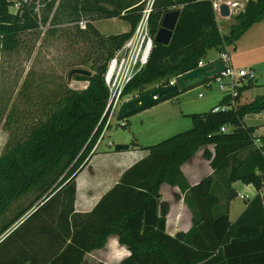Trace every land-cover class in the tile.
I'll return each instance as SVG.
<instances>
[{
    "label": "trees",
    "instance_id": "trees-1",
    "mask_svg": "<svg viewBox=\"0 0 264 264\" xmlns=\"http://www.w3.org/2000/svg\"><path fill=\"white\" fill-rule=\"evenodd\" d=\"M38 1L0 0L1 47L16 49L22 34L45 28L47 17L40 16ZM41 1L48 7L52 4L51 0ZM113 2L116 8L101 6L98 12L105 18H123L129 29L102 35L92 24L98 18H91L84 28L74 25L60 29L71 43L83 41L96 48L90 55L71 60L65 75L29 69L4 118L7 139L0 152V221L25 196L33 194L27 206L16 210L13 222L36 205L6 238L48 210L36 232L46 251H37L44 246L35 245L30 251L24 246L28 243H23L22 251H13L0 264H82L84 255L104 247L111 235L129 254L116 262L98 264H264V196L260 193L264 145L255 144L257 139L264 143V135H257V127L244 121L248 114L264 112V93L248 103L236 104L248 85L238 86L235 95L223 94L219 105L227 104L228 109L213 111L212 107L190 113L189 129L140 147L142 157L122 171L89 211H75L76 177L94 153L108 117L104 114L108 89L103 73L145 8V0H131L125 6L123 0ZM14 5L15 11H11ZM173 9L180 13L169 43L153 42L146 65L122 96L130 95L131 99L167 84L169 79L197 67L209 50L226 53V47L235 48L240 36L264 19V0H246L228 32L221 34L212 0H152L148 26L153 38L164 13ZM56 31L46 27L42 40ZM85 64H89L92 75L74 74L73 79L87 83L81 89L71 88L68 72ZM231 100L236 105L232 106ZM223 126L227 131H221ZM210 144L213 154L205 150L204 156L213 174L191 185L181 165ZM235 181L251 184L256 193L230 221L228 205L238 195L231 186ZM218 182L225 192L223 197L215 192ZM163 183L178 187L191 211L192 226L186 232L171 235L166 231L169 206L161 199ZM11 224L3 225L0 234Z\"/></svg>",
    "mask_w": 264,
    "mask_h": 264
},
{
    "label": "rangeland",
    "instance_id": "rangeland-1",
    "mask_svg": "<svg viewBox=\"0 0 264 264\" xmlns=\"http://www.w3.org/2000/svg\"><path fill=\"white\" fill-rule=\"evenodd\" d=\"M51 1L52 4L50 7L43 4L41 0L37 3L40 16L47 17L46 23L42 26L45 28H40L33 34H22L20 36L19 46L16 49H5L0 46V152L7 139V132L3 129L4 118L20 88L26 72L29 69H34L35 71L52 70L57 74L65 75L67 66L71 60L77 55L79 57L90 55L92 50L96 48L95 46L94 48L91 47L87 42L83 41H77L76 44L73 42L71 43V40L64 36L63 32L59 31L60 29L78 25L77 23L80 20L88 23L91 18H98L93 20L92 24L105 36L122 33L129 29L128 22L119 16L105 18L103 13L90 15L80 11H73L75 0H59L58 3L57 0ZM149 1L150 0H145V6ZM105 2V0H86L85 5H95L97 3L104 5ZM54 6L57 8L60 7L61 10L56 8L51 15ZM15 9V5L10 8L11 11H15ZM236 14L238 13L229 16V20L217 14L221 33L228 32L229 23L235 22ZM46 27H55L58 31L53 35L46 34L45 39L42 40L45 35ZM259 27L262 26H254L252 30L246 32L239 38L235 42V49L232 48V46H228L225 49L226 54L232 60V68H252L255 74V78L252 80L246 77L239 79V85H237L236 88L238 86L248 85L249 87L247 90L251 89L246 92L243 90L245 93L242 91L243 96L240 97L241 100H238L240 103L249 100L252 94L256 95L262 93L264 90V37L255 38L254 34L256 31L255 29L258 31L261 30L259 31V35L261 32L264 33V27H262V29ZM217 54H219L218 50H209L204 60L209 61ZM226 64L230 65L229 60H226ZM81 67L90 70L89 64L82 65ZM225 80H228V78ZM67 82L73 89H81L85 87L87 83L83 80L73 79V75L71 80H67ZM156 84L157 83H154L153 85ZM198 93H201L202 97H199ZM234 93H236V90ZM223 94L224 92L219 89L217 82L211 79L209 86L200 83L189 88L188 93L184 96L185 99H188L186 104L182 102V104L179 105L178 103L177 105L180 106L183 114L204 112L214 105H219V100ZM129 98L130 95H125L122 97V100L124 101ZM179 101H182V98H180ZM230 103L232 106L237 104H235L233 100H231ZM142 111H144V109L124 119H118L117 110L116 113L110 117L108 121L110 126L106 128V130L104 128L98 139L99 142L100 139L103 138L97 151L92 154L88 164L76 177V188H78L74 201V209L76 212H87L93 205L92 203L94 200L91 198L89 201V197H87L90 196L88 195V186L95 193V199V195H97L96 192H98L100 188H104L111 184V180L116 176L117 172L122 170V168L136 156V153H132L129 150H115L114 146L119 144L117 143L118 141L123 142L122 144H128L131 140H133L132 142L136 140L139 143L138 147L148 146L179 131L187 130L192 126L191 119L188 115H183L177 121L171 120L169 124H160L146 112L142 114ZM250 121H252L251 118L245 120L246 123ZM214 186L216 188V190L214 189L215 192L223 197L225 192L219 182ZM233 186L237 189L238 195L230 201L231 218H234L235 214L244 206L245 200L251 198L256 193V190L251 184H244L237 181ZM180 194L181 193H179L176 188L164 187L162 190V200L166 201L168 206L174 204L177 200L181 203L183 196ZM32 198L33 194L25 196L24 199L16 203L6 212L5 218L0 221V229L5 224H10L11 222L12 224L0 234V239L11 231L15 225L20 224L21 221L35 209L36 205L31 207L25 214L13 222L16 210L20 207L27 206ZM45 212L36 215L32 220L26 222L22 227L6 238L10 234L9 233L4 237L6 238L5 241L3 240L4 238L0 241V260H6L9 255L13 254V251H22L23 243H28L24 246L25 248H29L30 251H33L31 248L33 245L38 248L44 246L45 242L42 241L40 235L36 232L43 225L42 218ZM167 216L170 221L171 214L169 213V209ZM34 242H38V244ZM123 257V251H90L85 254L82 264L116 262Z\"/></svg>",
    "mask_w": 264,
    "mask_h": 264
},
{
    "label": "crops",
    "instance_id": "crops-1",
    "mask_svg": "<svg viewBox=\"0 0 264 264\" xmlns=\"http://www.w3.org/2000/svg\"><path fill=\"white\" fill-rule=\"evenodd\" d=\"M58 1L59 0H57V3H58ZM113 1L114 0H107L104 5H100L99 3H97L95 5H85L86 0H75L74 1V5H73V11L75 10V11L83 12L85 14L97 15V14H99L98 11H100V7L101 6L102 7H105L106 9H109V10H113L114 8H116V5L117 4L115 2H113ZM123 1L126 2L125 4H123L125 6V5L129 4L131 0H123ZM56 8H57L56 6L53 7L52 12H51V15H52L53 11ZM57 9L58 10H61L60 7H58ZM217 14H219V12H216L215 11L216 21H217V24H218ZM220 16H222V15H220ZM229 16H231V15H229ZM229 16H222V17H224L227 20H229ZM231 24L232 23H229V26ZM256 25L264 27V19L262 21H260V22L254 23L249 29H247L240 36V38L246 32L252 30V28L254 26H256ZM218 27H219V25H218ZM262 27H259V28L262 29ZM219 30H220V28H219ZM255 30H256L255 33H254L255 34V38H257V37H260L261 38L262 36L264 37V33H262V32L259 35V31H261V30H259V31L257 29H255ZM220 33H221V31H220ZM221 34H226V33H221ZM218 56H219V54H217L213 59H211L209 61H212L214 59H217ZM228 60L230 62V66H231L232 65V60L230 58H228ZM203 62L204 63H207L208 61H205L203 59ZM249 68H251V67H249ZM188 90L189 89H187V90H185L183 92H179V94H177L176 96H174V97H172L170 99H166L164 101L158 102V103L150 106L149 108L144 109V111H142L141 113L144 114L146 112L149 116H152L153 119L157 121V123H160V124H169V121H171V120L177 121L183 115L184 116H187L188 114H190V113L183 114L182 110L180 109V106L177 105L178 103H179V105L182 104V102L184 104H186V102H187L188 99H185L184 96L188 93ZM250 90H247L246 89L244 91L246 92V91H250ZM244 91H243V93H245ZM263 93H264V90H263L262 93H259V94H256V95H253L252 94V96H251V98L249 100H246V102H241V103L238 102L237 104L248 103V102L252 101L257 95H261ZM200 94L201 93H198V96L199 97H202V95H200ZM242 96H243V94L241 93L240 97H242ZM222 97H223V95H222ZM180 98H182V101H179ZM214 106H216V105H214ZM214 106H212V107H214ZM249 115H251V114H248V116H246L244 118V121L251 118V117H249ZM251 119H252V121H250L251 123L248 122L247 124L255 125L257 127L256 128V134L257 135H264V131H263V129H264V118L263 117H260V118H251ZM103 136H104V134H103ZM102 139L103 138H101L100 141L97 142L96 146L93 149V152H96L97 151L98 146L101 143ZM132 141L133 140H131L128 143L129 147L127 149H125V150H129L132 153H136V156L129 163H127L122 168V170H120L119 172H117L116 176H114V178L111 180V184H109L108 186H105V187L103 186L104 188H100L98 190V192H96L97 195H95L96 196L95 199H94V194L95 193L88 186V195H90V196H87V197H89L88 198L89 201H90L91 198H92V200H94L93 203H92L93 205L95 204V202L100 198V196L104 192H106L110 187H112L116 183V181L118 180L120 174L122 173V171L124 169L128 168L131 164H133L135 161H137L138 159H140L142 157L143 150H141L140 147H138V144L139 143L135 140L136 143L134 142L135 145H133V144H131ZM117 143H123V142L118 141ZM205 150H207L211 154H213V145L210 144V145H206V146H203V147L199 148L197 150V152L190 159H188L187 161H185L181 165V170H182L184 176L186 177L187 181L191 185L197 183L204 176L213 174V170L210 167L209 160L206 159L205 156H204V151ZM122 151H124V150H122ZM122 151H120V152H122ZM91 157H90V159H91ZM235 182H237V181H235ZM235 182H233L231 184L232 187H234L233 184ZM164 187H166V188H169V187L176 188V190H178V192L180 193L178 187H176V186H170V185H168L166 183H163L161 185V187H160L161 199H162V190H163ZM77 191H78V188H77ZM236 191H237V189H236ZM180 204H183V205H180ZM244 207H245V202H244V206L235 214L234 218H231V216H230V202H229L228 211H229V219H230V221H234L237 218V216L241 213V211L244 209ZM169 213L171 214L170 221L168 219V216L166 215V231L169 234L174 235L177 232H186V231H188L191 228V226H192L191 211L189 210V208L187 207L186 203L184 202L183 197H182V202L181 203L179 202V200H177L174 204H172V205L169 206ZM26 217L21 222H23L26 219ZM19 225L20 224L15 225L13 227V230L15 228H17ZM41 249L40 250H37V251H46L45 246L42 247ZM92 251H123L124 257H126L129 254V250L125 246L120 245L118 243V241H117L116 236H113V235H111V236H109L107 238V242H106V244H105L104 247L99 248V249H94Z\"/></svg>",
    "mask_w": 264,
    "mask_h": 264
},
{
    "label": "built area",
    "instance_id": "built-area-1",
    "mask_svg": "<svg viewBox=\"0 0 264 264\" xmlns=\"http://www.w3.org/2000/svg\"><path fill=\"white\" fill-rule=\"evenodd\" d=\"M214 10L219 12V6L225 3L229 9V15L240 12L246 0H212ZM152 0H150L143 9L141 16L136 23L133 32L127 38V40L116 49L107 62L106 69L103 73V80L108 89V100L105 107L104 114L107 113V121L105 128L108 124L110 117L116 113L119 106L122 103V95L125 87L133 79V77L146 65L149 54L153 47L154 38L149 31L148 26V14L151 10ZM78 25L81 28L85 27L83 20L78 21ZM217 58H221L225 64L222 71L214 75L213 81L217 82L220 90L224 94L235 95L236 86L239 85V79L244 77L252 80L255 78L254 71L252 69H234L232 66L226 64L228 55L221 53ZM215 60V59H214ZM205 64L203 61L198 62V66ZM228 78V80H225ZM175 78L169 79L167 84L161 86H167L172 84ZM210 85V81L206 86ZM201 95V94H200ZM227 104L216 105L213 107V111L228 109ZM251 118H264V112L253 113L249 115ZM221 131H227V127H221ZM257 147L264 145L260 140H256ZM264 173V170H263ZM261 195L264 196V183L260 189Z\"/></svg>",
    "mask_w": 264,
    "mask_h": 264
},
{
    "label": "water",
    "instance_id": "water-1",
    "mask_svg": "<svg viewBox=\"0 0 264 264\" xmlns=\"http://www.w3.org/2000/svg\"><path fill=\"white\" fill-rule=\"evenodd\" d=\"M179 13V9H173L164 13L161 18L159 29L154 36V42H158L164 45H167L169 43ZM219 14L222 16H229V9L225 3H222L219 6ZM224 67L225 64L223 60L221 58H217L203 64L202 66L195 67L194 69L189 70L182 75H179L170 85L156 86L131 99L124 100L119 106L117 117L118 119H124L127 116L148 108L158 102L170 99L171 97L176 96L180 91L189 89L194 85L200 84L212 78L214 75L222 71ZM74 74H80L89 77L92 75V72L82 67L72 68L67 74V80L70 81L72 75ZM128 147V144L119 143L114 146V149L125 150ZM11 231L6 233V235H4L0 239V241Z\"/></svg>",
    "mask_w": 264,
    "mask_h": 264
}]
</instances>
